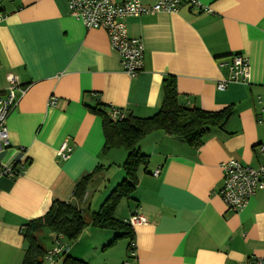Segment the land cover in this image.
<instances>
[{
	"label": "crops",
	"instance_id": "1",
	"mask_svg": "<svg viewBox=\"0 0 264 264\" xmlns=\"http://www.w3.org/2000/svg\"><path fill=\"white\" fill-rule=\"evenodd\" d=\"M122 4L128 0H113ZM149 6L155 0H139ZM209 13L186 1L176 13L128 18V36L143 46L136 77L123 70L102 30H87L70 15L66 0H0V96L13 79L25 89L6 128L8 145L0 167L23 173L0 176V264H20L24 224L46 213L53 201L96 212L124 178L127 152L102 154L100 120L90 113L96 102L138 118L160 107L161 83L173 76L182 101L206 112L231 106L222 129H212L198 149L154 132L138 144L149 157L138 171L136 189L126 199L121 221L138 211L146 223L132 228V264H244L264 260V190L233 213L219 196L221 164L229 160L257 168L264 142V0H196ZM242 54L249 83L230 84L226 63ZM56 98L54 106L48 100ZM72 148L66 161L56 156L63 143ZM101 166L84 201L73 198L77 181ZM160 168L154 178L151 172ZM116 233L87 226L69 244L66 255L88 264H124L126 239L102 250ZM54 235L49 236V249ZM43 264H50L45 262ZM53 264H62V258Z\"/></svg>",
	"mask_w": 264,
	"mask_h": 264
},
{
	"label": "trees",
	"instance_id": "2",
	"mask_svg": "<svg viewBox=\"0 0 264 264\" xmlns=\"http://www.w3.org/2000/svg\"><path fill=\"white\" fill-rule=\"evenodd\" d=\"M88 109L101 122L102 154L112 149H124L127 152L121 165L124 178L104 199L98 211L89 212L87 218L83 210L76 206L55 200L45 214L27 221L21 229L25 249L20 264L44 263L46 249L38 240V234L42 230L50 231L54 237L61 236L68 247L78 239L88 225L116 233L102 250L112 247L120 239H126L128 256L134 241L133 231L125 221L116 219L114 212L120 201L130 199L134 193L139 169L148 166L149 157L142 154L138 148L140 141L151 133L160 132L179 139L189 148L198 149L210 130L222 129L233 112L231 106L217 112H206L196 106H189L178 94L173 76L163 78L160 107L150 117L138 118L124 112L122 118L112 119L111 108L99 102ZM104 170L98 166L82 176L74 186L72 193L74 200L84 201L89 187L98 181ZM61 258L62 264H88L66 254Z\"/></svg>",
	"mask_w": 264,
	"mask_h": 264
},
{
	"label": "built area",
	"instance_id": "3",
	"mask_svg": "<svg viewBox=\"0 0 264 264\" xmlns=\"http://www.w3.org/2000/svg\"><path fill=\"white\" fill-rule=\"evenodd\" d=\"M186 1L191 8L198 12L210 11L206 6H201L196 0H155L152 5H143L139 0H128L122 4H116L113 0H66L70 15L81 21L87 30H102L105 32L111 49L118 55L123 72L130 78H134L142 70L143 46L139 39L128 36L126 20L141 15L156 14L162 12L176 13L182 3ZM3 15L0 9V21ZM220 67H226L229 75L216 85L219 91L225 90L230 84H248L250 80V68L247 59L242 54H233L229 61L220 63ZM9 87L0 96V152L8 145L6 122L18 102L25 94V89L18 88L14 80H9ZM56 98L48 100V106L56 104ZM111 108V118L117 119L124 116V111ZM257 150L263 161L257 168L241 164L236 160H229L221 164L222 186L219 196L226 209L233 213L242 211L249 200L261 190H264V142L258 144ZM72 152L66 142H63L56 150V156L66 161ZM23 173V168L14 165L0 167V176L14 179ZM160 174V168L151 172L156 178ZM131 228L146 223L145 218L135 211L125 221ZM132 250L128 252L124 264L135 257L134 243ZM67 244L61 236H56L49 249L46 250L43 260L50 264L55 263L67 253ZM244 264H264L262 258L249 259Z\"/></svg>",
	"mask_w": 264,
	"mask_h": 264
},
{
	"label": "rangeland",
	"instance_id": "4",
	"mask_svg": "<svg viewBox=\"0 0 264 264\" xmlns=\"http://www.w3.org/2000/svg\"><path fill=\"white\" fill-rule=\"evenodd\" d=\"M126 201L125 199L120 201V203L118 204L115 212H114V217L118 220L121 219V216L123 214V212L126 211ZM98 211V210H97ZM87 218V216H86ZM51 235V232L44 229L42 230L39 234H38V240H39V243L42 245V246H47L48 245V240H49V236ZM120 240H123V239H120ZM118 242V241H117ZM120 242V241H119ZM126 260V258H125Z\"/></svg>",
	"mask_w": 264,
	"mask_h": 264
}]
</instances>
